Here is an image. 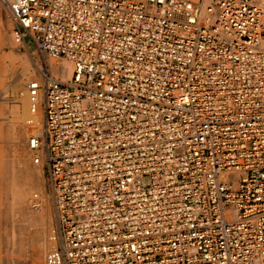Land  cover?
Here are the masks:
<instances>
[{
  "label": "built area",
  "instance_id": "1",
  "mask_svg": "<svg viewBox=\"0 0 264 264\" xmlns=\"http://www.w3.org/2000/svg\"><path fill=\"white\" fill-rule=\"evenodd\" d=\"M0 5L39 58L43 264H264V0Z\"/></svg>",
  "mask_w": 264,
  "mask_h": 264
},
{
  "label": "rangeland",
  "instance_id": "2",
  "mask_svg": "<svg viewBox=\"0 0 264 264\" xmlns=\"http://www.w3.org/2000/svg\"><path fill=\"white\" fill-rule=\"evenodd\" d=\"M0 18L2 19V23L4 24L3 37L5 41V43L0 47V51H1L0 57L2 58V63L3 64L5 63L4 65L10 64L13 62L12 65L11 64L10 65L11 67L15 68V69L13 68L12 69L13 71L10 72V80H12L13 78L15 80H13L10 83L8 92L4 94L6 95L7 99L5 98L6 100L4 99L2 100V102H4L5 104L4 103L2 104V102L0 104L2 107L1 111L3 114H5L9 111L8 110L9 108H13L15 106L14 104L16 105L20 104L19 102L20 100L18 99L19 97L18 93L20 90H23V87H24V85L21 86L20 84H24L26 82V79L28 81L29 79L34 78L37 75L36 65L39 64V58L37 56V52L34 48V45L29 37H27L25 40L28 46V50L32 56V59L28 57L26 49L24 50L23 48H20L19 46L13 43L12 38H11L12 23L7 17L6 13L4 12L1 6H0ZM9 51H10V55L8 54ZM4 56H6V58ZM11 58H13L14 61ZM68 63L69 62H66V61H64L63 63L62 61V64H68ZM69 65L71 64L69 63ZM24 67H27V70L24 71ZM21 73L23 76L21 75ZM17 74H19L20 76H17ZM25 76H27L28 78ZM14 87L16 88V94H15ZM15 98L16 100H14ZM3 134L4 133H2V136ZM27 136L28 135L25 134L24 132L23 135H21L20 138L18 139L17 143L14 144V146H12L13 145L12 143H7L6 159H7V166H8L7 167L8 175L10 179H12L11 177L13 176L12 180H14L17 183V185L20 186L23 183H26V185H28L29 180H26V179H28L27 175L30 171H35V177L33 178L31 182L32 188L28 190L30 197L27 198V201L25 203H18V202L16 203L14 207V215L13 213H11L12 211H10L11 209H10L9 202L11 200V196H10L11 194L9 193L8 195V199H7L8 208H9L8 209L9 210L8 219L4 221L3 218L0 217V229L2 230V231L0 230V240H1L0 249L2 252L1 255L2 256L4 255L2 257L3 264H43L44 253L48 249V247L51 245L49 241V237L55 225L54 208H53V203L51 200L50 187H49L46 169L45 168L40 169L38 165H35L31 162V152L29 151L26 145ZM2 144L3 143H0V145ZM15 151H17V154H15V156H12L14 155L12 153ZM18 153L20 154L18 155ZM10 159L13 161V163L12 161H10ZM18 163H21V164H18ZM10 168H12L13 171ZM37 169H38V172H37ZM11 173L14 175L11 176ZM39 188L44 190V197L47 198L48 204H45L44 200L40 197L41 194H40ZM34 193H37L38 195V200H39L38 206H34L32 202ZM42 212L44 216H43V219L40 220L39 215ZM20 237L23 239L24 245H22V243L18 241Z\"/></svg>",
  "mask_w": 264,
  "mask_h": 264
},
{
  "label": "bare ground",
  "instance_id": "3",
  "mask_svg": "<svg viewBox=\"0 0 264 264\" xmlns=\"http://www.w3.org/2000/svg\"><path fill=\"white\" fill-rule=\"evenodd\" d=\"M1 6V5H0ZM3 7V6H1ZM3 9V8H2ZM3 33H4V24L2 23V19L0 18V47L5 43L4 41V37H3ZM6 45V44H5ZM6 47V46H5ZM11 51V50H10ZM10 51L8 52V54L10 55ZM1 52V51H0ZM27 55L30 59H32V56L29 52L28 49H26ZM7 53V52H6ZM7 54V55H8ZM14 54V53H13ZM6 58V56H4ZM3 57V58H4ZM15 57V56H14ZM13 57V58H14ZM19 57V56H18ZM11 58V59H13ZM15 59V58H14ZM13 59V61H14ZM8 60V59H7ZM20 60V58H19ZM22 60V59H21ZM7 62V61H6ZM12 62V60H11ZM67 62V61H66ZM13 63V62H12ZM12 63H10L12 65ZM64 63V61H63ZM5 64V63H4ZM2 63V58L0 57V104L2 102V100H4L6 98V94L8 92V88L10 87V83L15 80L14 78L12 80H10V72L13 71L12 69L14 67H11L10 64H6L4 65ZM17 64V63H16ZM19 65V64H18ZM25 65V64H24ZM23 65V66H24ZM14 66V65H13ZM17 66V65H16ZM22 66V67H23ZM28 67V65H27ZM27 67H24V71L27 70ZM63 73H62V80L66 81L69 79L70 75H71V71H72V67L71 65L68 64H63ZM15 69V68H14ZM22 70V69H21ZM33 70V69H32ZM17 71V70H16ZM23 71V72H24ZM14 74V73H13ZM20 74V73H19ZM19 74H17V76H20ZM24 74V73H23ZM16 75V74H15ZM14 75V76H15ZM22 75V73H21ZM25 75V74H24ZM12 76V75H11ZM23 76V75H22ZM27 77V76H25ZM16 78V77H15ZM28 78V77H27ZM17 79V78H16ZM22 80V79H20ZM27 81V79H26ZM15 82V81H14ZM19 82V81H18ZM16 83V82H15ZM25 84V83H24ZM24 84H20L21 86H23ZM19 85V84H18ZM19 85V86H20ZM16 86V85H15ZM17 87V86H16ZM15 88V87H14ZM22 90L19 91L18 93V99L20 100V104H14L12 106H14L13 108H9L8 112L3 114L1 111V105H0V143H3L2 145H0V217L3 218L4 221H6L8 219V203H7V199H8V195L9 193L11 194V200H10V211H12L11 213H13L14 215V207L16 205V203H25L27 201V198L30 197L28 190L30 188H32V180L35 177V171H30L27 175L29 180L28 185H26V183H23L22 185H17V183L12 180L14 174L11 173V178L8 175V166H7V143H12L14 146V144L17 143L18 139L20 138L21 135H23V133L25 132V134L29 135V134H38L41 132V127H40V111L37 110L35 114L31 115L30 111H29V104L27 102V98L24 95V92H21ZM15 94H16V88H15ZM13 98V97H11ZM7 99V98H6ZM5 99V100H6ZM9 99V98H8ZM16 100V98L14 99ZM4 102H2L3 104ZM16 103V102H15ZM5 104V103H4ZM7 105V104H6ZM11 107V106H10ZM32 118V122H28V119ZM2 133L3 136H2ZM28 137V136H27ZM21 141V140H20ZM22 143V142H21ZM17 147V146H16ZM15 147V148H16ZM14 148V147H13ZM18 150V149H17ZM13 151V150H12ZM20 151V150H19ZM9 154V153H8ZM12 156H15V154H17V151L13 152ZM20 153H18L19 155ZM22 154V153H21ZM22 156V155H21ZM17 157V155H16ZM9 158V157H7ZM11 158V157H10ZM27 158V157H26ZM10 161H12L10 159ZM22 161V160H21ZM26 162V160H25ZM13 163V161H12ZM23 163V162H22ZM21 164V163H18ZM30 164V163H28ZM12 165V164H11ZM11 167V166H10ZM28 167V166H27ZM38 167L41 169L42 165H38ZM12 170V168H10ZM39 169V170H40ZM13 171V170H12ZM38 172V169H37ZM40 172V171H39ZM26 174V173H25ZM40 175V173H39ZM15 177V176H14ZM24 177V176H23ZM25 180V179H24ZM31 183V185H30ZM45 188V187H44ZM40 191V197L44 200L45 204H48V200L46 197H44V190L39 188ZM38 198L37 193H34L33 196H35ZM32 197V196H31ZM6 205V206H5ZM7 207V208H6ZM12 215V214H11ZM10 215V217H11ZM43 212L39 215L40 220L43 219ZM2 221V220H1ZM29 222V220H28ZM2 227V226H1ZM38 227V226H37ZM1 230V229H0ZM2 231V230H1ZM5 231V230H4ZM3 234V233H2ZM16 236V235H15ZM19 237V236H18ZM1 241V240H0ZM3 241V240H2ZM18 241H20L22 243V245H24L23 243V239L20 237L18 239ZM5 242V241H4ZM16 243V242H15ZM16 245V244H15ZM21 246V245H20ZM17 247V246H16ZM1 248V245H0ZM22 250V249H20ZM24 251V250H23ZM21 252V251H20ZM1 249H0V264H3L2 261V256L1 255ZM12 253V252H11ZM21 261V260H20ZM13 262V261H12ZM17 263V262H16Z\"/></svg>",
  "mask_w": 264,
  "mask_h": 264
}]
</instances>
